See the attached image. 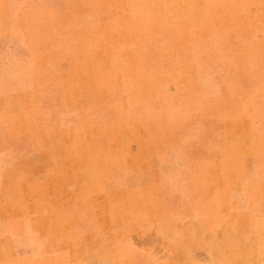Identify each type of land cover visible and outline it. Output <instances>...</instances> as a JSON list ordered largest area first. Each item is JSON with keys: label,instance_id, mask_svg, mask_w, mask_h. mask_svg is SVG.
I'll return each instance as SVG.
<instances>
[{"label": "rangeland", "instance_id": "obj_1", "mask_svg": "<svg viewBox=\"0 0 264 264\" xmlns=\"http://www.w3.org/2000/svg\"><path fill=\"white\" fill-rule=\"evenodd\" d=\"M43 154L52 209L36 164L2 178ZM7 202L8 237L55 212L39 264H264V0H0Z\"/></svg>", "mask_w": 264, "mask_h": 264}, {"label": "crops", "instance_id": "obj_2", "mask_svg": "<svg viewBox=\"0 0 264 264\" xmlns=\"http://www.w3.org/2000/svg\"><path fill=\"white\" fill-rule=\"evenodd\" d=\"M44 154L42 155H38V160L39 161H29L26 162V168H24L25 170L21 169L19 171V173H13L12 169H6L3 174H2V178L5 177V174L7 176H9V174H18L21 176V174H30L32 173L30 171V168L34 165H32L31 167H29L28 164H36L35 166V172L37 171V174L40 175V177L37 178V180L41 181L40 183H38L37 185H35V189L41 188V187H47L45 190V193L47 194V198L49 200V202L51 203V209L52 208H56L57 204L61 201V199H59V195H60V187L62 185V177L64 176L63 173H60L58 171L52 172L50 171V166L46 165L47 163L44 162V158H43ZM137 160H139L141 158V156H137L136 157ZM134 159V158H133ZM27 161V160H26ZM47 169H46V168ZM141 168V167H140ZM102 171V170H101ZM74 175H78V174H74ZM155 175V174H154ZM15 182V180H14ZM9 185V184H8ZM15 186V184H14ZM156 188H157V181H154V185L153 187L149 188V190L155 191L156 192ZM147 190V188H145ZM54 191V192H53ZM36 193H33V198L34 199L36 197L35 195ZM36 206V208H35ZM8 207H10L9 203H5L4 207L2 205H0V229H1V233L3 234L0 235V264H39L36 259L38 256H40L41 254H49V255H53L55 253H57V250H52V248L54 249H59V246L55 245V242L60 239L59 238V234H57L55 232V226L51 227L52 232H47L45 230V224L47 223L46 220L48 217H54L55 212L53 210H50L47 214H41L42 211L40 209H42V207H40L39 205H37L36 203H28L26 204V209H30V212H26L24 211V213L26 214H33V216H29L27 215L24 218V231L22 233H14L13 235H11L10 237H8L7 235H9L10 233H12L13 228L10 226L12 224V220L14 218V216L9 214V211L7 210ZM108 207L107 204H101L98 209L96 210V221L97 223L100 225L99 228L103 229L104 225L108 224V220L106 218H104L103 213H101V216L98 215V212L101 210H104ZM40 211H37V210ZM75 217L71 220L74 221L75 220V224L78 220V214L74 213L73 214ZM96 223V222H95ZM96 223V224H97ZM88 221H81L80 224L76 227V229H79L80 233H89L88 235L92 234V230L89 231L90 226ZM98 227V226H97ZM54 232V233H53ZM49 233V234H47ZM6 234V236H5ZM57 234V236H56ZM55 235V236H54ZM85 238H88L87 236ZM13 239H21V240H26L29 244V247L31 249V253L29 254V252H26V256L24 258H19L18 254L16 252L14 243L12 242ZM52 240L53 244L50 245L48 241ZM47 244V245H46ZM48 245L50 246L48 249H46L48 247ZM73 251H70V254L73 253ZM69 256V254H68Z\"/></svg>", "mask_w": 264, "mask_h": 264}]
</instances>
